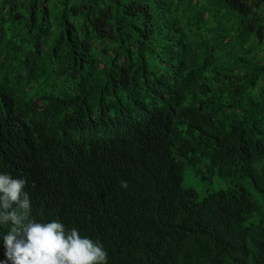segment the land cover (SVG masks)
I'll return each mask as SVG.
<instances>
[{"label": "trees", "instance_id": "trees-1", "mask_svg": "<svg viewBox=\"0 0 264 264\" xmlns=\"http://www.w3.org/2000/svg\"><path fill=\"white\" fill-rule=\"evenodd\" d=\"M0 174L107 264H264V0H0Z\"/></svg>", "mask_w": 264, "mask_h": 264}, {"label": "clouds", "instance_id": "clouds-1", "mask_svg": "<svg viewBox=\"0 0 264 264\" xmlns=\"http://www.w3.org/2000/svg\"><path fill=\"white\" fill-rule=\"evenodd\" d=\"M26 183L0 174V225H10L3 235L6 260L0 264H107L108 254L99 241L82 237L76 228L66 231L58 220L29 219Z\"/></svg>", "mask_w": 264, "mask_h": 264}, {"label": "rangeland", "instance_id": "rangeland-1", "mask_svg": "<svg viewBox=\"0 0 264 264\" xmlns=\"http://www.w3.org/2000/svg\"><path fill=\"white\" fill-rule=\"evenodd\" d=\"M207 163L206 159H201L195 165L185 164L183 168L182 186L192 188L197 193L198 199L204 197L206 193L231 186H244L253 192L254 197L256 196V191L248 177L220 178L217 173L208 171Z\"/></svg>", "mask_w": 264, "mask_h": 264}]
</instances>
